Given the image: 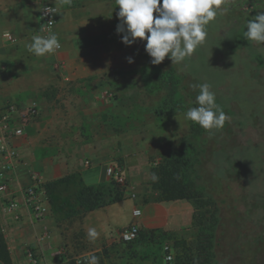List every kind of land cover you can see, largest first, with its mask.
Here are the masks:
<instances>
[{"label": "crops", "instance_id": "crops-1", "mask_svg": "<svg viewBox=\"0 0 264 264\" xmlns=\"http://www.w3.org/2000/svg\"><path fill=\"white\" fill-rule=\"evenodd\" d=\"M44 1L60 6L55 35L62 47L58 52L62 64L56 66L54 70L58 74L57 81L53 83V88L59 90L56 97L62 96V101L66 102L68 96L64 95L63 87L77 81H84L83 85L87 86L85 84V81H89L87 78L94 76L98 78L118 67L120 63H112L111 55L122 54V46L116 42L114 46L111 45L113 38L110 34L109 0H0V111L8 102L16 104L20 109L36 103L39 110L38 117L26 124L23 134L13 140L18 156L8 172L7 189L0 192V208L9 199H14L18 203L19 221H13L8 212L0 215V224L7 231L5 236L9 249L11 251V248L20 249L24 245H29L41 250L42 245L37 237L43 226H47L51 248L55 255H58L57 251L59 253L55 258L64 264L65 249L63 247L58 249L62 235L60 226L55 223L56 201L47 203L45 217L37 219L25 204L24 188L35 178L44 184H55V190L59 189L61 184H69L74 189L75 198L85 185L95 186L108 182L105 172L107 165L112 163L122 165V161H125L127 169H124V175L127 187L123 199L86 212L75 199L72 211L77 216H82L78 222L81 231L85 233L87 239L89 228H95L99 233L95 241L89 240L90 246L85 254H100L103 264H165L159 253L149 255V261L145 262L144 258L138 256L139 245L130 248L128 243L122 242L116 234L129 225L133 210L139 209L137 221L139 232L146 234L145 242L157 243L158 238L161 241H169L167 238L159 237L160 231L169 233L167 236L173 238L172 240L181 239L189 243L196 238L199 226L196 221L195 202L187 198L154 200L150 176L134 172L128 167V161L131 164L134 159L138 162H141V158L145 159L147 149L160 151L162 147L160 143L163 142L166 132L152 125L149 130L156 133L157 140L150 143L152 146H144L142 132L134 127V130H129L126 136H123L122 146V131L101 130L98 134L86 137L82 134L84 131L81 133L80 129H72L71 123L69 127L65 126L75 112L70 109L61 112L56 107L49 109L46 64L48 54L37 57L29 51L32 38L41 36L35 29L40 25V5ZM74 1H81L80 3L87 6L92 17L87 19L73 16L68 4ZM100 17L99 21L102 24L98 25L97 18ZM92 84L90 90L93 95V87L99 86L98 80ZM70 91L74 94L79 93L78 87L71 88ZM88 113L90 112L83 114L84 122L93 115ZM94 122L98 124V121ZM19 123L20 121L15 118L13 125ZM165 125L163 124L164 127ZM84 126L86 127L87 123ZM71 130L74 134L70 132ZM57 203L62 209L68 206L64 199H59ZM151 231L156 232L151 234ZM150 236L152 240L149 239ZM81 240L83 239L77 236L72 242L78 244ZM11 255L13 259V251Z\"/></svg>", "mask_w": 264, "mask_h": 264}, {"label": "rangeland", "instance_id": "rangeland-1", "mask_svg": "<svg viewBox=\"0 0 264 264\" xmlns=\"http://www.w3.org/2000/svg\"><path fill=\"white\" fill-rule=\"evenodd\" d=\"M109 1L110 34L113 38L111 45L114 46V42H116L117 45L122 46V54L111 55V58L112 63L117 62L120 65L105 72L98 78L97 76L87 78L89 80L85 81L87 86L83 85L84 81L67 84L62 88L65 91L64 95L68 96L65 100L66 102H64L62 101V96L56 97L59 90L53 88V83L58 79V74L54 70H56V66L62 64V61L58 57V52L62 47L57 49L55 53L48 54L46 64L47 87L48 94L50 95V97L48 95L49 109L56 107L61 112L66 111L65 109L75 112L73 117L70 120L68 119L65 126L69 127V123H71L72 129H80L81 133L84 131L82 134L86 137L98 134L101 130L103 132L122 131V146H124L123 136H126L129 130H134V127H136V130L142 132L141 136L144 146H152L150 143L155 142L157 136L149 128L152 125L155 128L158 126L159 129L166 132L163 142L160 143L162 146L160 151L150 148L145 151V159L141 158V162L134 159L133 163L129 164L128 161V167L132 171L151 177L153 168L165 163V159L179 161L180 176L185 183L191 186L193 192L198 195L200 203L196 204V221L201 225L208 224L212 219L218 222L220 216L222 218L226 217L229 214L228 207L235 205L238 211L243 210L246 206H244L241 199L246 193L237 175L227 174L228 179L224 181L223 188L221 189L210 185L211 169L214 166L212 154L213 150L219 147L223 149L226 146H248L249 152H247V155L251 158L255 153L260 151L264 163V44H256L255 42L246 40L244 37L246 28L244 30L240 29V31L233 28L234 23H243L247 17L254 18L258 14L259 9L264 11V0H226L225 4L222 5L225 11L222 14H218L216 19L206 26L207 35L221 41V52L225 53V55L231 51L230 45L234 46L237 44V37L243 38L241 39L242 45H239L237 50H234V55L237 56L236 61H234L236 64L242 63L245 60L244 53H246L247 58L251 54L253 56L257 55V59H261V61L260 59L251 61L253 67L252 71H250L251 75H249V79L245 78L247 71L239 70V66L236 65V68L231 69L233 74L225 76L224 83L235 87L238 84L239 77L242 76L240 80L243 81V89L237 95L236 102H232V109L237 111L239 104H242L240 106L243 109L245 108L244 115L246 116H244V121L246 126L242 129L237 125L232 126L225 123L216 134L213 132L215 129L206 131L198 124L187 119L185 115L189 108L198 106L195 103L196 97L192 96L194 91L193 85H195L193 79L197 85L203 83L215 84L214 73L210 69L209 64L203 61L205 58L200 52L201 46L197 48L190 58H186L189 64L193 63V66L199 68V79H192V76L184 72L186 69H177L175 64L169 59L166 62L162 61L158 64L164 73L160 78H156L154 77L155 69L151 64V57L146 53L144 48L146 41H141L137 38L131 45H125L121 41L122 33H117L116 31L117 24L119 23L116 15L118 5H116L115 0ZM80 2L74 1L69 3L70 12L75 17L90 19L92 14H90L87 6H84ZM56 6L57 9L60 8L59 5L56 4ZM104 10L106 11L107 8ZM99 19L101 17L97 18V24L101 25L102 22ZM56 23H58V15ZM35 32L40 33L44 37L40 32V25L35 29ZM129 56L133 58L132 63L127 62L126 58ZM222 58L224 59L223 56ZM231 61L233 62L231 58L225 56L222 63L227 64L230 62L231 64ZM173 65L176 73L182 76V79H179L178 76L175 78L174 74L169 72L170 66L173 67ZM95 80H98L99 86L93 87L94 94L92 95L90 90L92 87L90 85H93L92 82H95ZM74 87H78L79 93L74 94L70 91ZM84 110L85 112H90L88 113L89 115L93 113L87 122H84ZM226 115L229 119H233L234 115ZM239 116L242 117V114L240 113ZM94 120L98 121L97 125ZM250 120L251 122L246 124ZM86 123L87 126L85 127L84 124ZM163 124H166L165 127ZM70 132L74 134L73 130ZM199 147H203L199 161L193 162L199 151ZM121 166L124 175V169H127L126 162L122 161ZM124 177L127 180L125 175ZM41 185L45 189L47 202L56 201L55 223L60 226L62 235L61 242H58V249L63 247L69 256L87 253L90 241L85 236V233L81 231V225L78 224L82 216H77L72 211L75 206L74 189L69 184H61L57 190L51 186L49 187V183H41ZM150 185L154 193L153 197H155L159 194V190L154 187L156 185L151 178ZM231 198H234L233 204H230ZM59 199H64L68 203V206L62 209V206L57 203ZM5 204L0 208V215L3 212L7 213ZM2 230L4 234L7 233L3 228ZM144 235L146 234L139 232L137 238L127 245L130 248L139 245L138 256L144 258L145 262L146 260L149 261V255L158 253L160 254V258H163L165 264H171L177 259L181 261L195 259L196 238L190 240L188 243L181 241V239H176L175 241L172 240L173 238L164 237L162 239L167 238L169 241H161L158 238L157 243H148L144 241ZM77 236L83 240L79 241L78 244H74L72 240L77 238ZM37 238H39V235ZM50 240L49 238L47 242L43 243L38 239V242L42 245L41 250L29 245H24L20 249L11 248V251H13L12 264H33L27 255L28 251L36 254V257L39 259L37 264H61V261L55 258L59 253L57 251L58 255H55L54 250L51 248ZM180 241L185 242L184 246L178 244ZM168 254L171 255L172 259H166ZM61 255L63 256V254ZM108 257H110V254H108ZM246 259L236 249L229 256V264H249ZM253 260H257L260 262L259 264H264L259 259Z\"/></svg>", "mask_w": 264, "mask_h": 264}, {"label": "trees", "instance_id": "trees-1", "mask_svg": "<svg viewBox=\"0 0 264 264\" xmlns=\"http://www.w3.org/2000/svg\"><path fill=\"white\" fill-rule=\"evenodd\" d=\"M258 11L264 12L260 9ZM247 20H251V18L247 17L246 21ZM246 21L243 23H234L233 28L239 31L240 29L244 30L246 28ZM241 39L243 38L237 37V44L234 46L230 45L231 51L229 54L225 55V53L221 52V41L207 35L205 43L200 48V52L205 58L203 61L209 64L210 69L214 73L215 84H208L211 86V91L215 93L216 103L226 114L230 116L234 115L233 119L228 118L225 123L231 124L232 126L237 125L243 129L246 126L244 121V116H246L244 115L245 108L243 109L240 106L242 104H239L237 111L232 109V102H236L237 95L243 89V81L240 80L242 76L239 77L236 87L224 83L225 76L233 74L231 69L236 68V66H239V70L247 71V75L245 73V78L249 79V75H251L250 71H252L253 67L251 61L258 58L257 55L253 56L251 54L247 58L246 53H244L243 56L245 60H243L242 63L236 64V62H234L237 59V56L234 55V50H237V47L242 45ZM222 56L224 59L225 56H228L233 62L231 61V64L230 62L227 64L222 63L224 62ZM167 59H169L168 56L165 57L164 61L166 62ZM173 64H175L177 69H186L184 72L192 76V79H199V68L193 66V63L189 64L185 59L179 64ZM152 66H154L155 69L154 77L160 78L164 73L163 69H161L160 65L152 64ZM202 66L205 68L204 65ZM169 70L171 74H174L175 78L178 76L179 79H182V76L176 73L174 65L173 67L170 66ZM193 81V83L197 85L194 79ZM198 94L199 88H195L192 96L196 97ZM239 112L242 114V117H238L240 114ZM249 122H251V120L246 122V124ZM213 132L216 134L219 132V129H215ZM247 147L248 146H226V148L223 147V149L221 147L215 148L212 154L214 166L211 169L212 176L210 182L211 186L221 189L223 188L224 181L228 179L227 174L237 175L246 193L241 199L246 207L239 211L236 209L235 205L228 207L229 214L223 218L220 216L218 222L214 219L206 225H201L197 222L199 227L194 249L195 259H186L182 261L177 259L171 264H229V256L232 255L236 249H238V252L243 258H247L246 261H248L249 264L260 263L253 259H259L261 262H264V260H262L264 258V163L260 151L250 158L249 155H247V152H249ZM202 150L203 147H199V151L193 162L199 161ZM172 161L165 159V163L161 162L162 164L153 168L151 172V174L155 173L159 177V179L155 181L156 186H154L159 190V194L154 197V200L168 201L187 198L192 199L195 204L200 203L198 195L193 192L191 186L185 183L180 176V162L175 159ZM48 186L55 188V184H49ZM125 196V187H121L113 180H108L106 183L95 186H83L78 194L75 195V199H77L80 207L86 212L119 201ZM233 201L234 198H231L230 204H233ZM155 232L156 231H151L150 233L154 234ZM159 235V237L162 236L164 238L168 237L167 235L170 234L160 231ZM151 238L150 236L149 239L152 240ZM184 243L185 242L180 241L178 244L184 246ZM91 255H96L99 258V264H103L100 254ZM0 263L12 264V255L1 224Z\"/></svg>", "mask_w": 264, "mask_h": 264}, {"label": "clouds", "instance_id": "clouds-1", "mask_svg": "<svg viewBox=\"0 0 264 264\" xmlns=\"http://www.w3.org/2000/svg\"><path fill=\"white\" fill-rule=\"evenodd\" d=\"M118 5L117 33H122L121 41L125 45L133 44L137 38L146 41L144 48L151 57V64L158 65L165 57L172 63H181L190 58L202 46L207 38L206 26L214 21L225 9L226 0H115ZM49 12V9H46ZM155 13V16H154ZM244 37L256 44H264V12L245 23ZM61 48L55 34L47 37L35 36L29 51L37 57L53 54ZM132 63L133 58L127 57ZM199 88L195 98L197 107L189 108L186 118L198 124L206 131L220 129L228 119L226 113L216 103L215 93L208 83L193 85ZM151 180L159 177L151 174ZM89 240L95 241L99 233L95 228L87 232ZM168 259H172L169 257ZM84 264H99L96 255L85 256ZM80 264V262H78Z\"/></svg>", "mask_w": 264, "mask_h": 264}, {"label": "built area", "instance_id": "built-area-1", "mask_svg": "<svg viewBox=\"0 0 264 264\" xmlns=\"http://www.w3.org/2000/svg\"><path fill=\"white\" fill-rule=\"evenodd\" d=\"M40 32L47 37L55 34V26L57 22L58 9L56 4L44 1L40 5ZM46 9L50 11L47 12ZM60 49V48H59ZM38 116V107L36 103H31L27 108L20 109L16 104L8 102L0 111V192L7 189L9 182V170L12 168V163L17 160V150L13 146V140L23 134V128L26 124L34 121ZM20 121L19 125H13L14 119ZM88 163V161H86ZM105 172L109 180H113L121 187L126 186V180L123 175L121 164L112 163L105 167ZM24 201L28 206L31 213L37 218L42 219L47 212V198L45 189L42 187L41 182L35 178L23 190ZM5 210L11 215L14 221H19L18 203L14 199H9L5 202ZM140 215L139 209L133 210V216L128 226L122 228L117 232V237L122 242H132L139 234L138 216ZM50 237L47 226H43L40 234L39 241L47 242ZM27 255L33 264H37L39 259L32 251H28ZM91 256L88 254L69 256L64 250V264H84L83 258ZM171 257L170 254L166 256L167 260Z\"/></svg>", "mask_w": 264, "mask_h": 264}]
</instances>
